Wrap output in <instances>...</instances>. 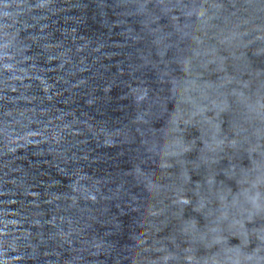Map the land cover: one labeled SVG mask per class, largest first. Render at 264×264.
<instances>
[{"label": "water", "instance_id": "obj_1", "mask_svg": "<svg viewBox=\"0 0 264 264\" xmlns=\"http://www.w3.org/2000/svg\"><path fill=\"white\" fill-rule=\"evenodd\" d=\"M209 0H0V264H143Z\"/></svg>", "mask_w": 264, "mask_h": 264}]
</instances>
